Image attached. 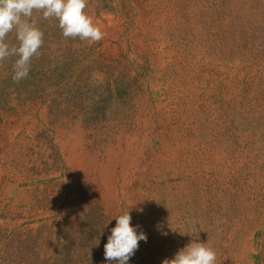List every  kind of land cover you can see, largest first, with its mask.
<instances>
[{
  "label": "rangeland",
  "instance_id": "rangeland-1",
  "mask_svg": "<svg viewBox=\"0 0 264 264\" xmlns=\"http://www.w3.org/2000/svg\"><path fill=\"white\" fill-rule=\"evenodd\" d=\"M85 11L102 40L34 10L28 76L0 61V264H105L128 209L147 236L128 264L193 239L216 264H264V0Z\"/></svg>",
  "mask_w": 264,
  "mask_h": 264
},
{
  "label": "clouds",
  "instance_id": "clouds-1",
  "mask_svg": "<svg viewBox=\"0 0 264 264\" xmlns=\"http://www.w3.org/2000/svg\"><path fill=\"white\" fill-rule=\"evenodd\" d=\"M86 6L87 0H0V61L16 57L14 81L28 76L31 59L39 55L43 44L44 33L33 18L34 10L41 12L44 19H57L65 38H79L89 43L103 39L104 33L93 23L85 11ZM11 32H15L18 43L7 41ZM112 219L116 224L104 245L105 264H128L139 247L138 242L146 241L147 236L138 231L139 226L131 224L129 209L113 216L108 223ZM161 264H216V252L207 242L193 239Z\"/></svg>",
  "mask_w": 264,
  "mask_h": 264
}]
</instances>
